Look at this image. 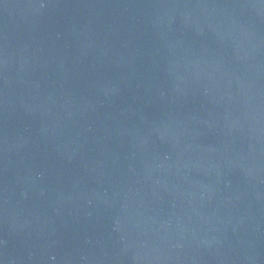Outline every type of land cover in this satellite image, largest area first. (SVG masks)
<instances>
[{
  "label": "water",
  "instance_id": "water-1",
  "mask_svg": "<svg viewBox=\"0 0 264 264\" xmlns=\"http://www.w3.org/2000/svg\"><path fill=\"white\" fill-rule=\"evenodd\" d=\"M0 218L84 264H264V0H0Z\"/></svg>",
  "mask_w": 264,
  "mask_h": 264
}]
</instances>
